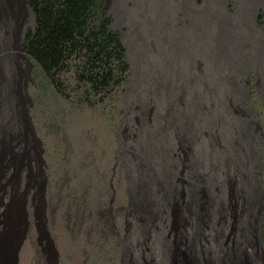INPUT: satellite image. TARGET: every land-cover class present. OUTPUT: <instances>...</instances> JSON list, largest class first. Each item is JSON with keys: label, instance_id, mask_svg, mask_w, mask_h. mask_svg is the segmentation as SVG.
I'll use <instances>...</instances> for the list:
<instances>
[{"label": "rangeland", "instance_id": "1", "mask_svg": "<svg viewBox=\"0 0 264 264\" xmlns=\"http://www.w3.org/2000/svg\"><path fill=\"white\" fill-rule=\"evenodd\" d=\"M220 1L225 5L226 16L233 15L236 1ZM103 3L111 19V29L122 38L127 64L123 81L117 86L110 85L93 92L89 83L79 78V75H94L97 71L86 65L83 51L72 53L51 82L22 52L26 33H32L34 29L33 13L25 29H20L24 35L19 38V47L27 62L15 57L19 53L15 49L0 51L7 77L19 85L15 89V101L10 99V106L2 108L4 104L0 100V241L10 242L7 245L13 251V264H36V250L45 264H53V261L55 264L56 260L58 264H113L109 260L115 252L111 253L113 244L110 241L104 244L98 239V235L91 231L90 219L96 208L102 210V205L107 207L111 199L113 208L120 210V214L117 212L119 217H123L125 211L130 212L136 240L142 242L145 226L152 217L148 208H131L128 188L135 172L133 165L140 158L144 159V150H161L170 142L169 153L173 150L172 157L177 163L169 169L170 172L177 179L200 187L181 175L188 172V154L185 157V153L193 145L186 141L180 146L177 142L179 128L175 129L169 122L172 109L180 122L187 119L194 123L193 131L197 135L195 154L206 166H201L203 168L209 169L214 157L217 160L229 158L228 145L238 138L236 123L229 106L226 108V89L219 87V82L223 81L217 78L219 71L208 50L205 29L209 26L200 23L201 29L195 30V23L183 15L175 0H103ZM194 4L200 10L215 5L213 0H194ZM253 5L248 30L250 33L260 30L264 39V0H253ZM95 13L91 19L93 22L98 18ZM7 36L9 34H4V38ZM6 54L11 55L5 57ZM255 68L258 67L243 68L238 83L242 87V109L256 126L255 135L249 138L254 150L249 170L254 175L259 199L250 214L252 219L257 218V223L253 220V227L258 238L261 236L264 253V82L263 75ZM6 128L10 137L4 136ZM21 135L26 136L27 144L20 141ZM159 166L165 168L163 163ZM229 180L225 179L226 183L220 187L222 206L216 205L225 223H221L224 219L219 220L212 214L203 218V223L212 226L213 231L221 229L223 236L229 235L228 238L224 236L223 253H218V261L214 264L229 263L228 256L234 244L230 249L228 244L244 209L241 194L233 196V185ZM33 190L36 196L31 201ZM175 190L178 204L165 206L161 202L159 208L163 211L156 219L164 221V238L183 252L181 244L189 245L191 240V218L195 223L197 219L195 214L190 212L189 215L180 208L179 203L186 202L182 186L177 185ZM43 194L51 205L49 212L45 210L46 214H43L41 204ZM26 214H30L29 222H32L30 231L34 248L27 239ZM119 217L117 224H122ZM44 219L46 233L47 223L54 222L49 225L50 233H47L51 244L54 243V256L42 234L44 225L42 227L40 222ZM74 227L77 229L72 234ZM222 239L217 238V241ZM140 249H143L142 245ZM142 252L138 264H150L147 251L143 249ZM115 259L117 261V257ZM168 264H176L175 255L169 258Z\"/></svg>", "mask_w": 264, "mask_h": 264}, {"label": "bare ground", "instance_id": "2", "mask_svg": "<svg viewBox=\"0 0 264 264\" xmlns=\"http://www.w3.org/2000/svg\"><path fill=\"white\" fill-rule=\"evenodd\" d=\"M175 1L183 15L188 16L189 19L192 20H190V22L195 23V30L198 31L201 29V27L199 26L200 23L207 24V26L210 27V29H208L209 27L207 29L204 28L206 33L205 37L206 39H208L209 44L208 50L210 53V57L215 61L214 64L215 67H217V71H219V75L217 76V78L222 79L223 81L222 83L221 81H218L219 87H224V89H226L224 95L227 105L226 108H228L229 106L230 115L232 118H234L233 122L236 123L235 128L237 127L238 129V138H234L235 141L233 140L234 142L228 145L229 149L227 154L231 152V156L233 155V157H223V159L221 158L218 160L216 159V157H214L216 163L214 161L211 164L210 168L207 166V168L209 169L201 167L205 165L198 161V155L196 156L195 154V141L197 140V135L193 131L194 123H189L187 119L184 122L183 120L180 122L178 120L176 111L172 109L169 122L171 121L172 125L175 126V129L178 127L180 130L179 131L177 129V142H180V146H182L186 141L189 144L193 145V148H191L190 150L186 149L187 153H185V157H187L186 154H188V172L186 174L182 173L181 175L189 181L196 182L198 185H200V187L196 188L192 184H188L185 181L179 180L175 176H173L172 172H170L169 169L174 168L175 164H177L175 159L172 157L173 150L169 153L170 142L165 145V148L161 150L153 149V147V150H151V148L148 151L144 150L142 151L144 159L140 158L138 162L133 165L135 172L133 173L134 175L132 176L131 183L129 184L128 188L131 208H148L152 217L151 220H149L148 225L145 224L146 229L144 231L145 236L143 238V241H139L138 243L136 240V234L134 230L135 226L132 224V217L129 214L130 212L125 211V213L122 214L123 217H119L118 215L120 214V210L116 211V208H113V199H111V202L107 207L105 204H100L99 207H101L102 205V210H97L96 208L93 214L90 215V219L92 221L91 231H94V233L98 235V239H102L104 244L109 243V241L110 244H113L114 247L112 246L113 249L111 250V253H113L114 251L115 252L113 253V256L110 257L111 259H109L113 264H138V257L140 255H143V249H145V251H147L148 253V262L150 264H168L169 258H171V256L173 255L176 256V264H214L218 261V253H223L221 252L223 242H219L217 241V238H214L215 236H213L212 226H208L203 223L204 216L207 214H212V211L210 212L211 209L207 207L206 201L210 196H213L216 200V205L222 206L220 187H222V185L226 183L225 179H230L229 183L233 185L232 194L234 197H236L238 193L241 194V199L243 202L242 206L244 209L235 224L236 233L233 237L234 241L237 244V248L234 249L232 253L230 252L231 254L230 256H228V264H264V253L261 247V236L260 238H258L259 236L255 228L248 222L249 213L258 203L259 199V194L254 184V175H252V173H250L251 170H249L252 163L251 153L254 151L252 144L249 142V138L255 135L256 126L247 119L245 109H242V87L238 83L239 73L243 68L247 67H258L255 69L261 72L264 82V39L260 30H255L253 33H250L248 30V26L249 24H251L250 21L252 17V10L254 9L253 0H235L237 4L236 10L234 14L229 17L226 16L225 5L220 0H213L215 5H213L210 9L205 7V10H200L199 8H197L194 4V0ZM27 2L28 0H0V51L8 52L11 49H15L19 52L15 57L21 58L24 62L27 61L19 47V38H22V35L24 34L20 32V29H22L23 27L25 29L28 20L30 18L32 19L33 16L32 11L27 6ZM209 12H211L212 15ZM4 34H9V36L4 38ZM121 40L122 38L120 37V41ZM10 55L11 54H6L5 57H10ZM7 73L8 72L2 65L0 59V100L3 101L2 105L4 104L3 107L0 106L2 108H4L5 105L7 107L11 105L10 99L14 98L15 101V89L19 87L18 82L14 83L12 79H9L7 77ZM222 90L223 89H221V91ZM19 101L20 98L16 101V103H18ZM18 106L19 105H17V107ZM227 111L225 112L227 113ZM2 113L3 112L1 111V114ZM16 125L19 124L17 123ZM6 127L10 128L7 125ZM8 128L3 130L5 137H10V133L7 132ZM235 136H237L236 131ZM21 137L20 141L23 140V143L27 144L26 136L21 135ZM14 139L17 138L14 137ZM132 157L137 160L136 156ZM157 163L159 165L160 163H163L165 168L160 167L159 165H157ZM213 184L218 185L217 187H213ZM177 185L182 186V188L184 189V196H186L185 200L186 203H188L190 206L191 215L195 214V218L197 219L196 221L194 218L196 223L192 218L191 224L188 222L189 229H192L189 237L191 240L189 245L181 244L184 249L183 252L179 249L178 246L171 245V243L168 242L166 238H164V232H162L164 221L162 219H156L159 216L158 214L162 213L163 211L159 208L161 202L165 206H172L176 204V202L178 204V194L176 192L178 189L175 190V187ZM34 191L35 190H33L31 194L29 193L31 195V201H34V198L36 196V193ZM23 193H25L24 190ZM114 193L115 191L113 190L112 197H114ZM43 196L44 198L41 199V204L43 207V214H46L45 210L49 212L51 205L48 204L44 194ZM117 212L119 213L118 215ZM117 217L122 219V224H117ZM29 219L30 214H26L27 239L31 240L30 244L34 248L35 246L32 241L33 236L32 232L30 231V224H32V222H29L31 220ZM254 219V222L257 223V218L255 217ZM44 223H46L45 219L41 220L40 224L42 227ZM53 223L54 222L52 220L47 223V233H50L49 225H53ZM130 223L132 226L130 225ZM221 223L224 224L225 219ZM45 226L46 224L42 229V234L45 237L46 245L51 255L53 254L54 256V243L52 242L53 244H51L48 234L45 231ZM76 229L77 228L74 227L71 233L74 234L76 232ZM9 243V241L6 244L4 243V240L2 242L0 241V264H13V251L10 248V245H7ZM140 244L143 247L142 250L140 249ZM225 256L227 255L225 254ZM35 257H37L38 259L36 260V264H45V262L39 256L38 250L35 251ZM116 257L117 261L115 259ZM55 264H58L57 260ZM83 264L86 263L84 262Z\"/></svg>", "mask_w": 264, "mask_h": 264}, {"label": "trees", "instance_id": "3", "mask_svg": "<svg viewBox=\"0 0 264 264\" xmlns=\"http://www.w3.org/2000/svg\"><path fill=\"white\" fill-rule=\"evenodd\" d=\"M28 5L35 22L33 32H27L24 37L22 52L36 63L51 82H54L55 73L64 68L65 61L75 51H83L86 65L97 69L94 75H79V78L89 83L93 92L110 85L117 86L123 81L127 70L124 50L120 37L111 29V19L103 0H29ZM95 12L98 18L93 22L91 19ZM206 203L217 219H224L216 208L213 196ZM180 208L190 215L188 203H180ZM252 216L249 213L248 222L253 225ZM220 230L213 231L216 238L229 237L228 234L223 236L222 230L220 234ZM235 233L231 236L228 249L232 243L233 250L237 246L233 237Z\"/></svg>", "mask_w": 264, "mask_h": 264}]
</instances>
